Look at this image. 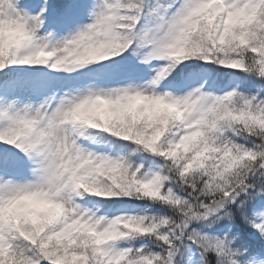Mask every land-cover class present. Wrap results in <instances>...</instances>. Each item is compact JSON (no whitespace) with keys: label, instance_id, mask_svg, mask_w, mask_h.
Instances as JSON below:
<instances>
[{"label":"snow or ice","instance_id":"1","mask_svg":"<svg viewBox=\"0 0 264 264\" xmlns=\"http://www.w3.org/2000/svg\"><path fill=\"white\" fill-rule=\"evenodd\" d=\"M0 264H264V0H0Z\"/></svg>","mask_w":264,"mask_h":264}]
</instances>
